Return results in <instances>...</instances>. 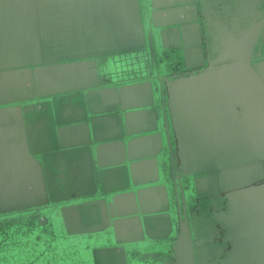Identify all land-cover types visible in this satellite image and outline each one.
Listing matches in <instances>:
<instances>
[{
	"label": "water",
	"instance_id": "obj_1",
	"mask_svg": "<svg viewBox=\"0 0 264 264\" xmlns=\"http://www.w3.org/2000/svg\"><path fill=\"white\" fill-rule=\"evenodd\" d=\"M0 264H264V0H0Z\"/></svg>",
	"mask_w": 264,
	"mask_h": 264
}]
</instances>
